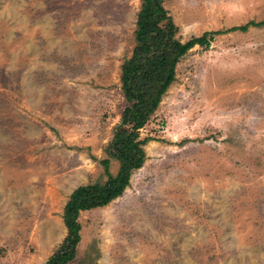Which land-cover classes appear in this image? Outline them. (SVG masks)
I'll return each mask as SVG.
<instances>
[{"label":"rangeland","instance_id":"1","mask_svg":"<svg viewBox=\"0 0 264 264\" xmlns=\"http://www.w3.org/2000/svg\"><path fill=\"white\" fill-rule=\"evenodd\" d=\"M140 5L0 0V264H46L69 195L106 179ZM164 5L182 41L214 34L178 62L123 194L81 213L70 264H264V0Z\"/></svg>","mask_w":264,"mask_h":264},{"label":"trees","instance_id":"2","mask_svg":"<svg viewBox=\"0 0 264 264\" xmlns=\"http://www.w3.org/2000/svg\"><path fill=\"white\" fill-rule=\"evenodd\" d=\"M165 0H141L135 28V46L131 56L121 67V80L127 104L120 121L113 127V136L100 159L106 179L77 186L64 206L62 218L67 234L46 264H70L78 253L82 224L80 215L85 210L102 207L123 194L133 172L145 162L144 145L155 139L141 136L144 128L158 109L164 94L176 79L177 65L196 44L208 45L214 32L206 31L182 41L177 36L179 27L164 5ZM249 24H264L252 20ZM248 24L232 29H247ZM119 167L111 171V161Z\"/></svg>","mask_w":264,"mask_h":264}]
</instances>
